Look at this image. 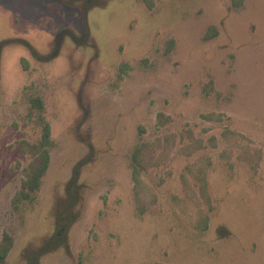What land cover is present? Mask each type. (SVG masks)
I'll return each mask as SVG.
<instances>
[{
  "label": "rangeland",
  "instance_id": "rangeland-1",
  "mask_svg": "<svg viewBox=\"0 0 264 264\" xmlns=\"http://www.w3.org/2000/svg\"><path fill=\"white\" fill-rule=\"evenodd\" d=\"M150 2L0 0V264H264V0Z\"/></svg>",
  "mask_w": 264,
  "mask_h": 264
},
{
  "label": "trees",
  "instance_id": "trees-1",
  "mask_svg": "<svg viewBox=\"0 0 264 264\" xmlns=\"http://www.w3.org/2000/svg\"><path fill=\"white\" fill-rule=\"evenodd\" d=\"M150 7L152 6L150 0H144ZM50 135V126L48 123H46L44 128V136L46 139L49 138ZM37 163H34L32 166V175H31V181L28 185L36 186L38 179L40 176L44 173V171L48 168L49 165V154L47 150H43L42 154L39 155V158L36 159ZM32 186V187H33ZM12 246V240L9 234H5L3 240L0 242V259H4Z\"/></svg>",
  "mask_w": 264,
  "mask_h": 264
}]
</instances>
